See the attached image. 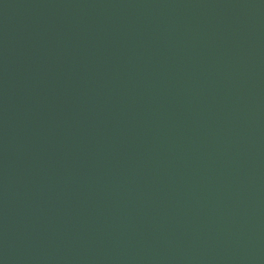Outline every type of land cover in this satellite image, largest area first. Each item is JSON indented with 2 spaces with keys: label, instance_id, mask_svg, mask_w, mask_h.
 Segmentation results:
<instances>
[{
  "label": "water",
  "instance_id": "obj_1",
  "mask_svg": "<svg viewBox=\"0 0 264 264\" xmlns=\"http://www.w3.org/2000/svg\"><path fill=\"white\" fill-rule=\"evenodd\" d=\"M0 264H264V0H0Z\"/></svg>",
  "mask_w": 264,
  "mask_h": 264
}]
</instances>
